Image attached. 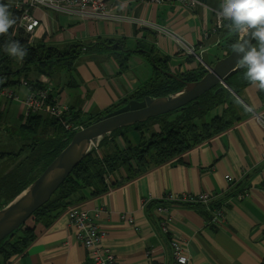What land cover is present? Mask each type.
I'll return each mask as SVG.
<instances>
[{"label":"crops","instance_id":"crops-1","mask_svg":"<svg viewBox=\"0 0 264 264\" xmlns=\"http://www.w3.org/2000/svg\"><path fill=\"white\" fill-rule=\"evenodd\" d=\"M200 2L204 8L190 10L168 2L154 6L138 0H107L110 7L134 19L129 24L87 21L39 9L29 11L39 22L34 37H30L31 43L40 41L68 55L75 42L110 39L119 43L121 40L131 53L123 69H119L111 53L101 52L77 57L70 73L63 70L50 79L41 76L49 85L52 101L73 113L79 112L84 119L97 118L125 104L130 95L153 79L151 59L146 57L150 49L168 58L164 68L167 73L180 76L203 67L202 64L211 65L214 58L207 54L209 50L222 58L227 54L220 44L226 38L223 36L229 38L236 34L229 28L212 32L214 11L220 8L221 0ZM175 38L191 47L196 58L185 55ZM138 44L143 45L139 49L142 53L136 51ZM224 89L234 100L214 106L201 119L192 122L198 128L197 133L205 135L202 126L221 119L223 108L230 103L234 113L228 118L233 122L229 129L184 153L180 163L150 166L147 174L129 183L123 181L126 173L119 169L115 177L105 179L106 185L121 183V186L94 197L92 191L79 192L83 201L76 202V206L85 209L106 232L105 243L121 264H173L169 240L174 235L187 242L191 264H264V160L261 159L264 112L257 96L259 88L250 84L239 93L229 86ZM28 92L27 89L24 97ZM10 104L8 101L2 107L6 115ZM16 112L20 120L22 104ZM141 129L144 137L132 127L112 133L113 138L104 140L96 156L113 154L114 146L121 151L136 148L151 134L154 137L161 132L159 124L150 126L148 131L145 127ZM208 132L213 134L216 130ZM225 176L231 177L232 182H227ZM244 191L248 196L237 199ZM203 192L212 197L210 207L225 204L221 206L222 228L207 224L208 214L202 206H169L166 201L169 196ZM160 205L168 208L171 218L167 234L160 230L162 216L155 209ZM65 213H52L45 225L31 218V225L27 227L33 230L35 241L24 256L13 257L8 264H86L87 252L75 239ZM122 215L131 218L133 223L122 220Z\"/></svg>","mask_w":264,"mask_h":264},{"label":"trees","instance_id":"trees-1","mask_svg":"<svg viewBox=\"0 0 264 264\" xmlns=\"http://www.w3.org/2000/svg\"><path fill=\"white\" fill-rule=\"evenodd\" d=\"M15 1L0 0V3L8 6L11 18L15 20V24L9 28L8 33L0 35V91L2 89L17 91L23 87L30 91L43 90V84L39 82L41 76L50 79L52 75L63 70L70 73L73 70L72 62H75L76 58L83 54L109 52L119 69L125 67L131 56V53L124 48L125 44L121 40L119 43L110 39L104 41L98 39L88 43L75 42L71 45L68 55L65 54V51L45 46L40 41L31 43L30 36L20 27L24 7L22 6L19 11L14 10L12 3ZM223 37L226 38L220 44L223 46V50L229 54L233 49V44L237 43L238 40L233 34L229 38L227 35ZM13 41L18 42L21 47L26 49L27 54L23 59H17L5 52L4 46ZM142 46V44H138L136 51H140ZM150 50L147 53L149 56L146 55V57L151 59L149 62L154 70L153 79L130 95L129 100H141L146 96L164 97L180 89L184 82H193L199 78L196 71L201 70L202 67L194 71H186L181 76L169 77L164 74L167 73L164 68L167 66L166 60L168 58L161 56L152 49ZM245 71V69L242 70L228 81L227 85L233 92L239 93L251 84L245 79ZM48 86H45L49 94L48 98L49 101L53 102ZM217 88L202 95L196 104L189 103L173 113L150 119L144 124L132 127L139 130L141 137H144L142 136V127L147 128L146 131L154 124H159L161 127L159 134H155L154 137L151 134L147 141L137 145L136 148L127 147L126 150L121 151L114 146L113 154L100 157L96 156L95 153L89 155L77 165L50 200L33 214V222L45 225L52 213L67 211L76 205V202H82L83 199L78 196L79 192L92 191L94 197L121 186V183L114 186L106 185L105 179L108 176L115 177L119 169L126 173V178L123 181L129 183L147 174L150 166L158 168L167 164L180 163L184 153L199 146L208 137L229 129L233 122H229L231 120L228 121V118L234 113L230 103H227L223 108L221 119H214V121H210L209 126H202L205 135L197 133L198 128L192 122L193 119H201L214 106L233 99L225 89L215 93ZM257 96L262 103L261 112H264V90L259 89ZM2 107L0 102V122L3 121L4 125L3 127L0 126V131L6 135L9 142L17 144L19 148L16 152L9 150V148L0 152V208L29 185L57 156L73 135V133L64 130L55 117L45 116L38 112L31 113L28 117L21 116L19 122L13 124L8 119H2V111L6 113L4 109L1 110ZM111 110L105 111L104 114ZM63 119H68L69 122L78 123L85 127L95 118L84 119L79 112L73 113L69 109L68 114L63 116ZM210 130H216V132L212 134L208 132ZM147 142H149L147 144L148 149L150 146L152 147L150 150H145ZM151 159L154 161L149 165ZM133 163L134 167H132ZM34 241L33 230L28 227H22L16 231L12 238L0 243V264H8L13 257L24 256Z\"/></svg>","mask_w":264,"mask_h":264},{"label":"built area","instance_id":"built-area-1","mask_svg":"<svg viewBox=\"0 0 264 264\" xmlns=\"http://www.w3.org/2000/svg\"><path fill=\"white\" fill-rule=\"evenodd\" d=\"M18 1V2H17ZM140 2H145L158 6L162 3H175L179 4L187 9H195L196 7H205L200 0H138ZM222 2V0H221ZM23 8V13L21 15L20 27L23 28L24 32L30 37H34L35 30L39 26L37 19L33 18L30 14V10L39 9L49 12L62 13L71 16L72 18H78L87 21L101 20V21H115V22H126L134 23V19L126 16L125 14L119 12L114 7H110L107 0H16L12 3V8L14 10H21ZM220 8L214 11L215 22L212 32L228 28V20H222L218 17V12ZM141 25H145L144 22L140 21ZM159 32L163 30L158 29ZM237 38H241L243 34H236ZM177 44L181 47L184 54L187 56H195V52L191 47L186 45L184 41L180 38H175ZM39 82L43 84V90L30 91L25 96V98L20 101L23 106V116L28 117L31 113H41L45 116L55 117L62 128L68 133H75L81 130L84 126L81 124H75L69 122L68 119H63V116L68 114V108L64 105H59L57 102L49 101V94L45 86L46 79L40 78ZM19 100V96L16 95V91L10 89H2L0 91V100ZM1 102V101H0ZM261 159L264 160V150L261 154ZM227 182H232L231 177L225 176ZM248 196L247 191L242 192L237 196V199L246 198ZM212 197L209 193L203 192L196 195H178L169 196L167 202L169 206H202L206 209L208 214L207 224L213 228H222L223 215L221 206L216 208L210 207ZM213 201V200H212ZM234 201L230 203L233 204ZM156 213L162 216L160 230L163 234L169 232L168 224L171 222L169 216V210L166 206H157ZM66 218L68 226L73 230L75 239L81 244V246L87 252V263L86 264H121L119 260L115 257L114 253L106 245V232L100 229L96 221L92 220L89 213L80 208L79 206L70 207L66 213ZM122 220H127L129 224L133 223V220L125 215L120 217ZM169 247L171 251V257L173 264H191V260L187 250V242L181 240L177 236H171L169 240Z\"/></svg>","mask_w":264,"mask_h":264},{"label":"water","instance_id":"water-1","mask_svg":"<svg viewBox=\"0 0 264 264\" xmlns=\"http://www.w3.org/2000/svg\"><path fill=\"white\" fill-rule=\"evenodd\" d=\"M241 39L250 40L251 44L256 41L244 35L238 41ZM207 54L214 60L211 65L203 64L202 69L196 71L199 77L196 81H183L180 89L164 97L146 96L141 100H128L73 133L71 139L44 170L0 208V243L12 238L22 227H27V222L33 214L50 200L77 165L91 155L112 133L173 113L189 103L196 104L202 95L216 87L218 90L215 93L220 92L228 86L227 83L232 77L244 70L237 66L240 56L233 49L222 58L215 56L212 50Z\"/></svg>","mask_w":264,"mask_h":264},{"label":"clouds","instance_id":"clouds-1","mask_svg":"<svg viewBox=\"0 0 264 264\" xmlns=\"http://www.w3.org/2000/svg\"><path fill=\"white\" fill-rule=\"evenodd\" d=\"M218 17L229 21L227 27L231 32L256 40L253 45L250 40L241 39L232 48L240 56L237 66L246 70L245 79L264 90V0H222ZM14 24L8 6L0 3V35L7 34ZM4 49L17 59L27 54L16 41L7 43Z\"/></svg>","mask_w":264,"mask_h":264},{"label":"rangeland","instance_id":"rangeland-1","mask_svg":"<svg viewBox=\"0 0 264 264\" xmlns=\"http://www.w3.org/2000/svg\"><path fill=\"white\" fill-rule=\"evenodd\" d=\"M196 58V57H195ZM197 59H198V57H197ZM203 62V61H202ZM26 91H27V89L25 88V87H23V88H21V90H20V93L18 92H16V95H18L19 96V100H11V104L8 106V108H7V110H8V115H6V113H4L3 111H2V113H3V116H2V119H8V120H10L9 122H11V123H13L14 124V121H18L19 120V118H18V113L16 112V109H17V107H19L20 106V101H22L25 97H24V95L26 94ZM22 97H24L23 99H22ZM1 101V105L3 106V107H5L4 106V104H7V102L9 101L8 99H6L5 100V102H4V100L3 99H1L0 100ZM1 110H2V108H1ZM23 111H24V109H23ZM6 115V116H5ZM0 126L1 127H3L4 125H3V121H1L0 122ZM121 142H123V141H120V143ZM126 144V143H125ZM125 144L124 145H120L121 146V148H125ZM2 145V146H1ZM7 148H9V150H13V151H17L18 150V145L17 144H14V143H12V142H9L7 139H6V135L2 132V131H0V152H2V151H4V150H6ZM98 149H99V147L93 152V153H95V155L96 154H98L99 153V151H98ZM101 150V149H100ZM27 224L30 226L31 225V222L30 221H28L27 222Z\"/></svg>","mask_w":264,"mask_h":264},{"label":"flooded vegetation","instance_id":"flooded-vegetation-1","mask_svg":"<svg viewBox=\"0 0 264 264\" xmlns=\"http://www.w3.org/2000/svg\"><path fill=\"white\" fill-rule=\"evenodd\" d=\"M149 142L151 143V141H149ZM149 142H147L146 145H147ZM146 145H145V146H146ZM151 148H152V147L150 146L149 149H151ZM149 149H148V150H149Z\"/></svg>","mask_w":264,"mask_h":264}]
</instances>
